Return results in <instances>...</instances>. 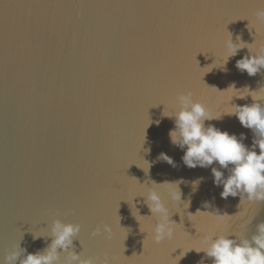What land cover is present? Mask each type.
Here are the masks:
<instances>
[{"label":"water","instance_id":"1","mask_svg":"<svg viewBox=\"0 0 264 264\" xmlns=\"http://www.w3.org/2000/svg\"><path fill=\"white\" fill-rule=\"evenodd\" d=\"M260 9L264 0H0V261L18 242L29 253L43 250L51 238L33 240V233L47 235L55 219L81 226L77 254L111 264H211L192 250L205 236L250 238L264 221V203L221 198L211 173L218 165L185 166L169 138L174 118L162 113L190 91L224 114L206 125L244 133L251 147L253 133L227 115L229 101L264 86V70L249 76L235 67L248 49L226 70L214 67L224 62L230 34L264 47ZM233 83L239 93L226 90ZM161 152L175 167L157 159ZM152 181L177 183L182 194L175 202L168 193L176 185L158 187L177 223L160 244L152 239L156 218L138 196ZM197 210L233 216L189 214Z\"/></svg>","mask_w":264,"mask_h":264},{"label":"clouds","instance_id":"2","mask_svg":"<svg viewBox=\"0 0 264 264\" xmlns=\"http://www.w3.org/2000/svg\"><path fill=\"white\" fill-rule=\"evenodd\" d=\"M256 19L264 23V9L257 11ZM253 45L254 43L243 41L239 35L234 42L230 34L224 43L226 52L224 62L222 66L214 68L226 70L225 66L231 57L237 56L242 49H248V53L236 61L235 67L241 73L246 72L249 76L257 75L264 70V47L254 50ZM211 88L217 89L214 86ZM230 89L234 93H239L241 90L236 89L234 83L226 90ZM243 89L247 90L245 94H234L230 97L231 107L227 115H234L242 127L252 131L253 143L251 147L244 144L243 141L246 139L244 133L237 137L236 134L221 131L215 125H206L205 121L220 120L224 114L214 115L208 105L203 101L194 99L190 91L176 95L175 108L169 114H165V105L163 104L162 115L174 118V128L169 131V138L174 146L183 150L182 161L185 166L188 168L198 166L208 168L214 164L218 165V167H211V173L214 184L222 186L221 198L239 196L240 204L242 202L248 204L264 203V86L258 90H250L248 87ZM248 96L252 98L250 104L237 105L232 103L234 97L245 99ZM157 123L159 122L157 121ZM157 159L175 167V162L166 153L161 152ZM223 170H227V176ZM150 183L152 186L147 187L146 195L138 196L144 198V203L150 210V216L156 218L152 228V239L156 244H160L173 238L177 223L171 219L173 212H170L163 202L158 187L165 183L176 185L177 190L168 193L170 199L175 202H181L182 194L177 183L157 184L154 181ZM199 183L200 180L193 182V191L197 190ZM189 207L190 200L183 204L185 210ZM203 207L209 208L211 205L209 202H204ZM197 213L215 215L220 222H224L233 216L226 213L220 214L218 211L200 210H197L195 214H189L196 215ZM80 231L81 226L79 224L64 223L60 219H55L47 235L42 232L33 233V240L51 238V243L43 250L29 253L18 242L4 256L0 264H17V262L19 264H111V260L107 256L103 261H98L91 256L83 258L80 253L75 252L73 240L76 239ZM103 232L110 234L111 227L104 225ZM100 234V227L92 232L93 236ZM192 250L197 253H205V257L211 259V264H264V221L256 225V231L250 238L242 234L221 232L218 235L205 236L203 246ZM62 253L65 254L63 260H61ZM198 264H205V258H202Z\"/></svg>","mask_w":264,"mask_h":264}]
</instances>
